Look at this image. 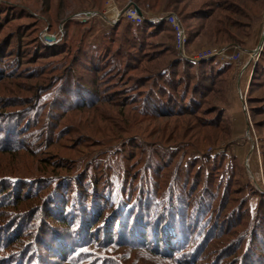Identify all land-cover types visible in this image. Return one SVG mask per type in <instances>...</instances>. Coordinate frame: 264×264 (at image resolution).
<instances>
[{"label":"rangeland","instance_id":"1","mask_svg":"<svg viewBox=\"0 0 264 264\" xmlns=\"http://www.w3.org/2000/svg\"><path fill=\"white\" fill-rule=\"evenodd\" d=\"M134 1L0 0V264L37 250L51 264H176L108 245L120 216L178 244L191 234L182 264H264V0L140 3L179 17L190 60L243 51L201 69L177 66L165 22L113 23ZM63 241L73 255L52 258Z\"/></svg>","mask_w":264,"mask_h":264},{"label":"trees","instance_id":"2","mask_svg":"<svg viewBox=\"0 0 264 264\" xmlns=\"http://www.w3.org/2000/svg\"><path fill=\"white\" fill-rule=\"evenodd\" d=\"M152 1L153 0H136L133 2V4H136L137 6L139 5V7H140V3H141V5H144V3L150 2V5L152 6V8H155L154 7L155 5H153L151 3ZM155 1H157V0H155ZM162 1H163L162 2L163 6H169V5L174 4V2H172V0H162ZM126 23L129 25L130 28H136V29H140V30L143 29V28H141L140 25H134L130 22H126ZM144 25H146V24H144ZM188 27L190 28L191 26H188ZM159 29H160L161 33L164 31V29H166L168 32H170L172 34L174 33L173 30L169 27V25L167 23H162V25L159 27ZM190 29H192V28H190ZM190 31H193V30H190ZM174 36L175 35L173 34V39L175 40ZM194 38H197L196 32L195 33L189 32V42H193ZM167 52H170L172 54V51L170 49H168ZM177 53H178V51H177ZM261 57L264 60V50H263ZM176 58H177V66H179L181 64L189 65V64L193 63L194 65H192V67H195L196 66L195 64H197V62L191 61L190 59L185 58L183 56L182 57L176 56ZM202 64H203V62H199L197 68L201 69L203 67ZM263 64H264V62H262L258 66H256V69L258 71L256 76H258V74L261 73V70H263ZM166 69H168V70H167L166 74H164V78H166L167 80H164L163 83L164 84L166 83V85L165 86L163 85V86L167 88L168 87L167 84H169V86L170 85L173 86L174 81L171 82V78H169L170 72L172 70L168 66ZM207 76L208 75H206L205 78ZM256 76H254V77H256ZM262 76H264V75H262ZM156 79H161V76L160 77L158 76V78H157V76L154 78H151V79H149V81L150 80L154 81V82H152V85H156L157 84ZM208 79H210V78H208ZM208 79H205L204 81H206ZM198 80H199V77H198ZM157 85H158V88L157 87L156 88L160 89V87H159L160 84H157ZM261 87H264V81H263V86H261ZM155 91H157V90H155ZM197 93H198V88H197V86H195L194 88H192V92H190L187 96V98H189L190 103L192 102L193 97ZM173 97H174V95H173ZM160 101L163 102L161 97H160ZM254 101H255L254 98H252V97L249 98L250 103L251 102L253 103ZM247 102H248V96H247ZM168 194L169 193L163 192V196H167ZM167 208H168L167 211L171 212V209H170L171 205H170V208L169 207H167ZM168 215L171 216V214H168ZM63 216L65 217L64 213H62V216H58V217H61L60 219L63 220ZM115 217H117V215ZM135 217L137 218L136 215H135ZM51 218H52V216H51ZM171 218H172V216H171ZM117 220H118L117 223L120 225L116 226V229L114 230V232L112 231V234H110V239L105 238L106 242L109 240L108 245L112 246L115 243V244L120 245V246L129 247L132 250H148L151 253H155L156 255H159L161 257H164V258H167L170 260L171 259L175 260L176 264H182L183 263L182 259H185V256L187 254L190 255L192 252L187 247L188 244L191 243L190 238H189V237H191V234H190V236L183 238V240L180 242V244H178L177 237L175 236V234L177 232H175V231L173 232L170 229L169 230L164 229L165 235H163V237H161V235L164 233L160 232V226L158 227L159 231H157V233H156V232L152 231L150 229V227L147 229L144 225L138 224L141 221V219H134V221H133V218L131 217L130 218L131 223L128 224L127 226L124 225V222H123L121 216L119 219L117 217ZM56 221H58V220H56ZM59 222H61V221H59ZM64 222H65V225L69 224L68 221L63 220V224H64ZM50 226L51 225H49L48 227H50ZM53 230H62V229L53 228L50 231H53ZM104 231H106V230H104ZM178 234L181 235L179 232H178ZM3 238H4V235L1 234L0 235V243L2 240H4ZM115 239H117V241L118 240H121V241L116 242ZM173 239L175 240V242H173ZM78 241L80 242V238L78 239ZM68 245L69 244L64 243V241H63V242H59L58 244L56 243L55 245L50 244L49 248L46 246L45 247L49 250V255L52 258H57V259H60L62 261H66L74 253L73 252L74 250L73 251L68 250ZM77 245H80V244H77ZM70 247H72V244L70 245ZM77 249H81V246L76 248V250ZM187 251H190V253ZM29 253H30V251L28 253H26V251H18L16 253L12 252V253H9L8 257L6 256L7 258H4V259H5L7 264H51V262L45 258V254H41L39 250H37L35 252H31L30 254ZM190 261H192V264H193L196 260L194 261V260H192V258H190L189 262Z\"/></svg>","mask_w":264,"mask_h":264},{"label":"built area","instance_id":"3","mask_svg":"<svg viewBox=\"0 0 264 264\" xmlns=\"http://www.w3.org/2000/svg\"><path fill=\"white\" fill-rule=\"evenodd\" d=\"M138 7V6H137ZM141 11V14L138 13L136 10V5L134 4H128L126 9L122 12H118L115 16L113 23L118 21L120 18L123 20L130 22L134 25H141L145 20L153 21V22H165L169 25V27L173 30L175 34V47L177 51L185 58H188V56L185 53V46L187 44V35L186 32L182 26V23L179 19V17L175 14H160V15H151L146 10L138 7ZM83 15L86 18H90L94 16L92 12L83 13ZM259 51V50H258ZM242 50H236V49H230V48H222V49H214L212 51H208L205 53H202L194 58H192V61L199 62L201 60L210 59L211 57H220V58H227L231 61H233L236 65H238L241 61L242 57ZM257 52H253L251 55V58L254 59ZM189 59V58H188ZM250 65V60L246 62L242 67L239 74V77L242 78L244 75V70L248 68ZM249 90V84L243 86L242 84L238 88V94L240 100L243 102L245 106V110H247V94Z\"/></svg>","mask_w":264,"mask_h":264},{"label":"water","instance_id":"4","mask_svg":"<svg viewBox=\"0 0 264 264\" xmlns=\"http://www.w3.org/2000/svg\"><path fill=\"white\" fill-rule=\"evenodd\" d=\"M136 10L138 11V13L141 14V11H140V9L137 6H136Z\"/></svg>","mask_w":264,"mask_h":264},{"label":"crops","instance_id":"5","mask_svg":"<svg viewBox=\"0 0 264 264\" xmlns=\"http://www.w3.org/2000/svg\"><path fill=\"white\" fill-rule=\"evenodd\" d=\"M245 83H246V81H245ZM241 84H243V82H242ZM244 85H245V84H244ZM244 85H243V86H244Z\"/></svg>","mask_w":264,"mask_h":264},{"label":"bare ground","instance_id":"6","mask_svg":"<svg viewBox=\"0 0 264 264\" xmlns=\"http://www.w3.org/2000/svg\"><path fill=\"white\" fill-rule=\"evenodd\" d=\"M117 15V14H116Z\"/></svg>","mask_w":264,"mask_h":264}]
</instances>
